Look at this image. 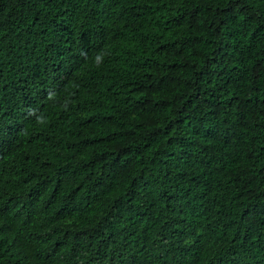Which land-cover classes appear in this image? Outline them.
<instances>
[{
    "label": "trees",
    "instance_id": "16d2710c",
    "mask_svg": "<svg viewBox=\"0 0 264 264\" xmlns=\"http://www.w3.org/2000/svg\"><path fill=\"white\" fill-rule=\"evenodd\" d=\"M0 264H264V0H0Z\"/></svg>",
    "mask_w": 264,
    "mask_h": 264
},
{
    "label": "clouds",
    "instance_id": "9594fccd",
    "mask_svg": "<svg viewBox=\"0 0 264 264\" xmlns=\"http://www.w3.org/2000/svg\"><path fill=\"white\" fill-rule=\"evenodd\" d=\"M52 91H48V96H49V98H51V96H52ZM38 110L37 109H32V110H30L29 112H28V115L29 116H31V117H33L34 119H37L39 122H43V121H40V118H39V116H38Z\"/></svg>",
    "mask_w": 264,
    "mask_h": 264
}]
</instances>
